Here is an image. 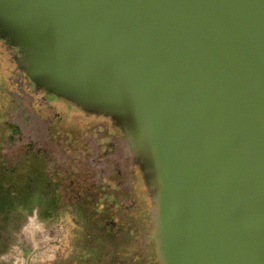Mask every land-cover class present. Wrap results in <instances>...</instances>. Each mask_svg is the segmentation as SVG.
<instances>
[{"label":"water","instance_id":"1","mask_svg":"<svg viewBox=\"0 0 264 264\" xmlns=\"http://www.w3.org/2000/svg\"><path fill=\"white\" fill-rule=\"evenodd\" d=\"M0 39L120 130L159 264H264V0H0Z\"/></svg>","mask_w":264,"mask_h":264},{"label":"rangeland","instance_id":"2","mask_svg":"<svg viewBox=\"0 0 264 264\" xmlns=\"http://www.w3.org/2000/svg\"><path fill=\"white\" fill-rule=\"evenodd\" d=\"M23 81L15 63L1 54L0 165L12 168L29 159L31 171L38 166L57 184L65 181L74 189L79 184L85 209L74 204L50 206L42 199L26 203L0 216V227L9 229L0 241L28 243L31 229L43 243L94 242L93 221L102 225L121 212L131 213L145 190V184H136L129 147L107 118L68 108L60 100L48 110L37 97L19 89ZM40 155L39 162L33 160ZM13 180L12 176V184Z\"/></svg>","mask_w":264,"mask_h":264},{"label":"flooded vegetation","instance_id":"3","mask_svg":"<svg viewBox=\"0 0 264 264\" xmlns=\"http://www.w3.org/2000/svg\"><path fill=\"white\" fill-rule=\"evenodd\" d=\"M1 54L7 55L10 61L15 63L18 77L22 78L23 74L17 68L15 51L0 39ZM23 80V83H18L19 89L27 90L29 96L39 99L42 107L52 110V102L58 101V99L44 91L37 90L24 77ZM64 105L68 108L72 107L67 103ZM114 129L120 131L116 127ZM35 157L33 160L39 162L41 155ZM30 163L28 159V161L24 160L20 165L16 164L12 168L0 165L2 169L0 170V216L8 210L17 209L19 206L24 207V204L40 199L50 206L74 204L85 209L83 205L85 197L79 192V184L75 189L73 185L65 181L57 184V180L49 178L42 168L34 166L31 171ZM28 171H31V174ZM137 174L136 184H144L138 169ZM12 176L14 177V184L10 181ZM13 186L16 188L13 189ZM150 208L151 203L145 187L144 192H141L136 199L135 210L131 213L121 212L118 218L106 219L102 225L100 221H93L95 224L93 229L109 230L114 237L117 236V238L115 237L117 239L116 246L122 253L126 254L118 264H159L154 250L155 244L151 238Z\"/></svg>","mask_w":264,"mask_h":264},{"label":"crops","instance_id":"4","mask_svg":"<svg viewBox=\"0 0 264 264\" xmlns=\"http://www.w3.org/2000/svg\"><path fill=\"white\" fill-rule=\"evenodd\" d=\"M8 230L1 228V239ZM93 231L94 242L63 244L55 240L43 243L36 231L28 229V243L0 241V264H118L126 254L117 248V236L109 230Z\"/></svg>","mask_w":264,"mask_h":264}]
</instances>
